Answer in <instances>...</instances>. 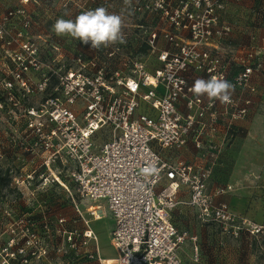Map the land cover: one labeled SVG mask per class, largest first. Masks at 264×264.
<instances>
[{"label":"built area","instance_id":"built-area-1","mask_svg":"<svg viewBox=\"0 0 264 264\" xmlns=\"http://www.w3.org/2000/svg\"><path fill=\"white\" fill-rule=\"evenodd\" d=\"M100 1L107 4V0ZM100 1L81 10H94ZM235 1L239 0H131L124 10L132 17L122 15L125 21L130 19L133 33L143 32L146 51L155 65L134 59L131 74L122 77L117 69L108 72L101 66L86 71L83 64L58 76L54 94L45 98L40 111L45 117L29 119L27 128L35 136L27 150H39L46 165L56 160L69 163L73 193L94 202L88 210L92 219H102V204L112 218L109 242L117 256L109 264H182L180 249L186 240L194 244L196 235L173 222L180 188L188 191V205L201 223L213 222L234 236L241 230L264 232L263 224L235 212L228 201L217 200L233 191V184L213 188L208 184L236 123L252 111L258 92L251 78L263 67L260 51L249 48L246 52L239 46L236 50L246 56L238 58L232 56L234 51L220 50V39L231 32L222 16ZM25 14L21 6L2 11L0 35L6 34L12 19ZM123 31L127 37L126 28ZM27 68L23 61L22 71ZM198 75L206 80L222 77L234 84L232 102L221 104L195 96L190 88ZM15 78L22 86L26 84L21 73ZM45 83L43 78L40 90ZM33 114L32 109L29 115ZM101 136L104 139L96 143ZM190 148V158L179 155ZM149 164H155L159 172L144 177L140 169ZM26 177L12 184L15 188L22 184L31 195L34 177ZM54 180L72 193L56 176ZM35 207L18 214L14 204L11 221L0 226V264H50L44 261L50 229L45 220L33 216ZM55 217L68 244H76L72 235H81L78 244L94 240L98 255L101 246L90 220L84 219L77 232L63 228L64 217ZM194 250L193 260L202 264L197 246ZM97 260L104 264L100 256Z\"/></svg>","mask_w":264,"mask_h":264},{"label":"rangeland","instance_id":"rangeland-1","mask_svg":"<svg viewBox=\"0 0 264 264\" xmlns=\"http://www.w3.org/2000/svg\"><path fill=\"white\" fill-rule=\"evenodd\" d=\"M98 1L100 0H93L92 2H89V0H27L26 2L22 0H0V14L4 10L19 6L24 7L26 12L25 17L12 19L6 34L2 33L0 35V175L4 174L6 180L8 179L6 181L7 185L0 186V224L2 222L0 226L4 227L11 221L9 214L14 212V204H16V213L18 214L21 211L28 210L31 205L37 206L33 209V216L37 217L39 221L45 220L51 233L49 239L45 242L48 247V254L44 259L50 264L99 263L94 240L88 241L86 245H79L78 241L81 235L74 234L72 237L73 240L76 239V244L74 246L68 244L55 215L58 214V216L65 218L63 228L69 231L79 232L84 226V219L90 220V228L96 233L97 243L101 245V258L104 259L106 255H115L114 250L105 245V242L109 239L112 218L105 212L102 219L96 221L92 219L88 210L94 202L83 200L76 193H73L71 183L68 181L67 170L71 168L69 163L65 165L58 164L56 160L46 165L43 164L44 159L39 150H36L35 153L27 150L28 144L34 142L35 136L32 130L27 128L29 119H33L34 122V120L45 117L40 116L41 109H44L42 105L45 103V98L54 94L55 88L58 86V76L67 71L82 68L84 64L83 70L86 71L104 66L108 72L117 69L122 77H127L131 74L130 65L134 59H142L149 67L154 66L156 63L153 56L145 51L146 48L144 50L143 32L133 33L128 18L126 19V32L128 34L126 43H118L108 48L102 47L98 51L70 36L60 37L55 34L53 25L57 19L74 20L80 13L88 11V9L81 10L86 5H93ZM244 1L246 0L235 1L231 5ZM106 2L107 4L100 1L98 4L104 5L110 13L131 16L127 14V10H124L126 7L124 0H107ZM98 4L96 8L100 7ZM114 9H119L120 12ZM250 13L251 16L247 21L251 22L252 25L255 24V27L259 28L258 31L231 34V28V32L220 39V50L227 51L229 54L234 51L232 56L235 55L239 58L246 56V54L242 50H236V48L244 46L246 52L249 48L257 50V52L260 51V58L264 59V22L261 20L264 13V0L259 1ZM24 21H27L26 26L23 25ZM110 51L112 55L108 54ZM79 56L81 59H78ZM89 56H92V60L88 58ZM28 58H34L35 62H27ZM23 61L28 65L25 71H22ZM260 62L262 65L263 60ZM16 73L23 75L26 80L24 86L16 80ZM43 78H46V83L42 91L39 88ZM32 109L34 110L33 116L29 115V111ZM257 109L259 110L250 116L249 120L256 117L264 121V98ZM248 129L249 126L241 127L238 132H232L229 147L233 149L234 144L239 143V141L244 143ZM103 139L104 136L96 137L95 142L101 143ZM236 164L234 157L229 156L226 166L223 167L224 170L216 176L215 180L208 183L209 188H212L214 184L222 186L227 183H235L234 186L238 188L250 187L248 181L250 179L256 181L254 175H257L258 172V169L253 167L252 155L237 164V168L242 175L236 173ZM58 172H60V175ZM28 174L34 177H32L34 180H31V184L35 187V190L31 195L27 188L21 186V183L17 188H15V183L12 184V180L16 178L19 180L25 179ZM54 176L63 184L69 186L72 193L67 192L65 187L59 185L55 180L51 181ZM184 191L187 192L186 189ZM248 198L250 201H259L264 206V192H251ZM179 199L180 202L172 212L173 219L178 224L185 225V220L191 215L192 211L188 206L186 193L185 196L182 195ZM102 210L105 209L102 207ZM40 215L41 217H39ZM252 217L254 218L253 215ZM52 224L53 227H51ZM195 235L194 244L188 241L187 246V255L191 257L192 264H198L193 260L195 246H197L199 257L201 255H208L207 257H209L212 254L211 246L215 251L246 249L251 252L253 258L249 257V259L254 260V264H260L261 262V264H264V232L250 234L246 230H241L237 236H234L214 226L208 233L201 232L200 238L197 233ZM222 235L226 238H223ZM91 252L92 256L89 257L88 254ZM199 260L201 261V257ZM204 263L202 262V264ZM186 264L190 263L187 262Z\"/></svg>","mask_w":264,"mask_h":264},{"label":"crops","instance_id":"crops-1","mask_svg":"<svg viewBox=\"0 0 264 264\" xmlns=\"http://www.w3.org/2000/svg\"><path fill=\"white\" fill-rule=\"evenodd\" d=\"M259 1L261 0H246L239 4L229 5V8L227 9V11L224 12L222 17L225 20V22H227L231 26L232 28L231 34L232 33H247L249 31H252V32L258 31L259 28L255 27L256 26L255 24L252 25L251 22L247 21V19L251 16L250 12L253 10V7H255V5L257 6V3ZM248 24H250L251 26L249 25L248 27ZM261 60H263V64H262L263 70H261L260 73H254L251 78L258 92V96L255 100V103L253 104L252 111L245 120L238 121L236 123L235 130H232V132H235V131L238 132L241 127L245 128L249 126L246 140L243 141L244 143L239 141V143L237 142L236 144H234L235 146L233 147V149L232 147L230 148L229 145L224 148L220 156V164L214 168L215 170L212 176L210 177L208 183L212 182V180H215L216 176H218L219 173H221L224 170L223 167L226 166V162L229 156L232 155L234 157L235 164L236 163L239 164L242 161H244L246 157L248 156L250 157V155H252V161L254 162L253 167L258 169L257 175H254V177L256 178V181L255 180L253 181L250 179L248 181L250 182V187H243V188L239 187L238 188L234 186L235 188L233 191L228 192L226 194H222V196H218L216 198L217 200L223 199V200L228 201L230 206L233 208L235 212H239L245 216L248 215L247 217L251 221L263 224V221H264L263 204H261V202L259 201H254V200L250 201L248 198V195L251 194V192H254V193L264 192V121H261L259 118H256V117H253L249 120L250 116H252L253 114H255V112L259 110L257 108L263 102V98H264V59L261 58ZM197 77L202 78L200 75H198ZM192 151H193V148H190L189 150L182 151L179 155L183 156L184 158H190ZM237 164L235 168H236V173L239 174L240 171L237 168L238 166ZM240 175H242V173H240ZM255 183H257V185H255ZM231 184L234 185L235 183H231ZM216 186L218 185L214 184L212 185V188ZM185 193L187 194V199H188V191L186 192L184 191V188H180L178 192V199L182 195L185 196ZM101 207L105 209L103 210V213L105 216V212L107 213V210L103 204L101 205ZM190 209L192 212L190 211L191 215H189L186 218L185 225L178 224L173 219V222L177 228H184L188 230L192 235L197 233L199 238H200L201 232L208 233L210 229L214 226L217 228H220L217 224L213 222H208L207 224L200 223L197 218V214L195 213V209L191 207ZM252 215L254 216V218L252 217ZM111 228H112V225H111ZM224 237L225 236H223V238ZM188 241L189 240H187L180 249V255L183 258L184 264H186L187 262L190 264L193 263L191 261V257H188L187 255V250H188L187 246L189 244ZM190 243L192 242L190 241ZM105 245H107L109 249H112L115 252V255H106L105 259L115 258L117 256V252L112 247V245H110L109 239L108 241L105 242ZM211 251H212L211 252L212 254L209 255V257H207L208 255L200 256L201 262L203 263L205 262L204 264H206V262L207 264H254V260L252 261L249 259V257L253 258V256L251 255V252L246 249H242L238 251L231 250V249H223V251H215V249L212 248L211 246ZM98 256L101 257V249L98 251Z\"/></svg>","mask_w":264,"mask_h":264},{"label":"clouds","instance_id":"clouds-1","mask_svg":"<svg viewBox=\"0 0 264 264\" xmlns=\"http://www.w3.org/2000/svg\"><path fill=\"white\" fill-rule=\"evenodd\" d=\"M131 5V0H124ZM127 23L122 14L110 13L105 7H97L80 13L75 19L59 18L53 25L57 36H70L81 41L96 51L108 48L115 44L126 43L124 28ZM190 91L197 97H207L211 102L219 101L221 104H230L235 92V85L228 80L212 76L210 79L197 78ZM159 169L155 164H149L140 169L144 177L157 175Z\"/></svg>","mask_w":264,"mask_h":264},{"label":"trees","instance_id":"trees-1","mask_svg":"<svg viewBox=\"0 0 264 264\" xmlns=\"http://www.w3.org/2000/svg\"><path fill=\"white\" fill-rule=\"evenodd\" d=\"M146 48V44H144V50ZM6 181H8V179L6 180V176L3 175H0V186L1 185H7Z\"/></svg>","mask_w":264,"mask_h":264},{"label":"bare ground","instance_id":"bare-ground-1","mask_svg":"<svg viewBox=\"0 0 264 264\" xmlns=\"http://www.w3.org/2000/svg\"><path fill=\"white\" fill-rule=\"evenodd\" d=\"M111 262L110 258L104 259V264H109Z\"/></svg>","mask_w":264,"mask_h":264}]
</instances>
